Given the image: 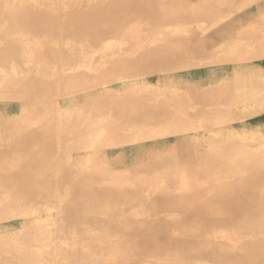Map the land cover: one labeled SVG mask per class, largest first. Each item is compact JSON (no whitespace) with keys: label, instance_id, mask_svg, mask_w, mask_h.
I'll use <instances>...</instances> for the list:
<instances>
[{"label":"rangeland","instance_id":"obj_1","mask_svg":"<svg viewBox=\"0 0 264 264\" xmlns=\"http://www.w3.org/2000/svg\"><path fill=\"white\" fill-rule=\"evenodd\" d=\"M43 1L55 4L58 11L55 13L65 16L89 13L95 6L117 0ZM163 1L171 5L178 0ZM183 1L188 5L194 0ZM202 3L197 7L198 11L188 8L183 11L185 19L164 25V28H154L152 21L140 15L134 19L127 17L123 19L126 20L124 24H118L112 31L104 29L101 34L88 31L76 39L66 34H59L53 40L35 38V42L50 51L46 56H54L57 60V66L44 75L50 82H60L57 96L49 99L40 92L31 96L33 99L17 100L13 94L5 95L3 99L18 105L15 128H22L28 134L34 131L39 134L52 125L67 128L66 146L75 147L78 160L72 161L75 166H68L66 152L54 151L48 163L50 172L62 171L65 165L69 171L63 179L53 178L51 195H40L28 209L10 206L16 185L9 184L3 189L0 215L10 206L11 214L6 220L15 239L10 246L0 247V264H238L233 260H238L234 253L242 251L249 255L246 264H257L256 257L262 251L251 249L250 241H264V185L256 201L248 200L253 193L250 188L244 189L240 197L230 194L220 205L203 200L219 190L226 189L231 193L242 187L239 180L232 177L233 173L224 169L228 166L219 163L209 167L207 157L210 158L211 154L207 156V153L211 143H217L219 139L237 143L240 151L229 154L232 163L248 162L245 157L250 154L264 156V113L263 116L252 115L264 107V93L254 91L260 101L255 104L257 109L252 111H243L241 105L219 106L221 113L226 112L229 116L235 113L233 120L224 119L218 124L223 136L206 127V121L197 114L198 110L209 107L191 100L192 103L186 105L177 117L171 107L157 108L166 104L168 94L177 97L172 102L176 105L180 104L183 95L193 97L195 81L197 91L210 96L217 93L219 85L229 81L230 77L223 71L211 73V65L219 66L218 63L233 54L239 59H250L246 63L253 67L264 69V0H207ZM45 8L47 6L42 5L37 9ZM166 35L173 39H202L197 45L200 49L187 51L186 57L183 56L185 69L174 63L162 67L161 61L155 62L149 55L137 68L119 71L118 64L135 63L143 48L139 41H143L148 50L160 49ZM203 40L214 41L217 44H214L215 50L202 52L205 48ZM227 48H230V55ZM188 54L191 60L187 59ZM36 62L29 54L24 62L10 60L5 69L0 66V76L3 81L6 78L32 80L42 67ZM198 73L202 75L195 80ZM258 73L257 78L263 75L262 71ZM77 78L91 80L95 86L91 93L95 96L123 97L119 111L110 116L106 104L102 110L91 104L90 92L73 80ZM33 100L43 102L35 111V120L27 114ZM194 117L195 130L189 138L196 141L201 153L183 143L180 133V128L191 123ZM36 145V140L25 141L17 156L10 155L12 162L8 168L11 171L7 169L8 175H14L16 166L33 157ZM234 153L235 157L232 156ZM83 172L98 176V183L90 189L116 191L97 201H84L83 194L80 195V207L71 221L67 212L72 202L73 184ZM129 174L143 181L137 185L134 180L128 185L125 178ZM181 174L183 184L172 182ZM185 187H189L186 193L183 192ZM160 189L174 193V198L186 202L185 207L176 202L160 208L155 200ZM117 209L121 214L116 212ZM161 221L175 226L181 222L182 226L179 225L176 233H165L163 237L158 233L149 237L148 224H161ZM115 222L128 227V232L121 235L113 232L107 223L114 225ZM235 232H242L240 236L243 238L232 240L230 235ZM193 241L197 245H192ZM230 243H234V247H230ZM226 246L232 251H225ZM220 256H227L229 260L222 261Z\"/></svg>","mask_w":264,"mask_h":264},{"label":"bare ground","instance_id":"obj_2","mask_svg":"<svg viewBox=\"0 0 264 264\" xmlns=\"http://www.w3.org/2000/svg\"><path fill=\"white\" fill-rule=\"evenodd\" d=\"M204 1L207 0H194L193 3L187 5V3H185L183 0H178L176 3L170 5V3L163 0H117L112 4L95 6L89 13H72L65 16H59L55 13L57 11L56 5H51L50 2L48 3L43 0H0V66L5 69V67L8 66L9 61L14 59L19 62H24L27 54L31 55V59L33 61L35 60L37 61L36 63H40L42 65L41 68L38 67L40 69L38 71L39 75L35 76V78L32 80H17L14 78H6V80L3 81V77L0 76V203L4 198L3 189L10 186L9 184L16 185L13 188V192L11 194V199L9 202L12 208L28 209L30 208L31 203H33V201L40 195H48L49 197L53 189V178L57 180L63 179L69 171V169H66L67 166L65 165L62 171L58 170L55 173L50 172L49 166L51 165H48V163L50 160H52L50 158L52 157V153L54 151L59 153L66 152V161L69 164L68 166H75V162L72 161L78 160V153L76 152L75 147H73V145L66 146L64 137L66 135L67 128H64L60 124L57 126L52 125L39 134L35 133V131L28 134V131L22 128H15L17 125L14 122L16 120V110L18 108V105L14 101H4L5 99H3L5 95L9 94L16 95L18 98L17 100L29 97L32 98L31 96H34L35 94L38 95L40 92L46 95V98L49 99L57 96L60 82H50V80L44 77V75H48L49 72L47 71H52L55 68L57 60L54 59V56H46V53L50 51H48L41 43L35 42V38L43 37L49 40H53L55 37H59V34H66L72 36L71 38L76 39L77 36H81L88 31L91 33L93 32L96 34H101L105 30L112 31L118 24H124L126 20L123 19H126L127 17H130V19H134L136 17H139L140 15H144L147 20L152 21V26L154 28H164V25H168L177 20L185 19L186 16L184 12H186L188 8L198 11L197 7L202 6L201 4H203L202 2ZM42 5H46L47 9L45 8L46 10H41L44 7H42L40 10L37 9ZM201 41L202 39H198L197 37L188 39H173L169 38L168 35H166L162 47L155 50L146 49L144 42L139 41V46L143 48L139 51V57L136 59L135 63L132 65L120 63L118 64L117 68L119 69V71L133 70L138 67L141 61H144L146 57L151 55L155 62L161 61L163 65L162 67H167L169 64L174 63L180 69H185L186 67L183 62L186 59H184L183 56L185 55V53H187V51L189 53L190 51H197V49H200V46L197 47V45H199ZM203 41L205 43V48L201 50L202 52L208 53L215 48L214 44L216 43L214 41ZM50 50L53 51V49ZM227 54L230 55V48H227ZM187 56V59L190 58L189 54ZM246 61L251 60L248 58L244 60L239 59L238 55L233 54L232 56H228L225 61L218 63L219 66L217 64L215 65V63L211 65V73L223 71L227 74V76L230 77L229 81H226L224 82V84L219 85L217 93L210 96L207 95V93H202L199 90L197 91V83L195 81L196 90L194 89L195 95H193V97H187L183 95L180 104L176 105L174 102V105L172 102L175 101L177 97L170 96L168 94L166 95V104L158 106L157 108L165 109L171 107L173 108L174 115H176L177 117L178 115H180L184 107L191 102V100L194 101L195 104L197 103L202 105L203 107H209L204 110H198L197 114L199 115V118L206 121L204 122V125H206V127H211L213 130L221 133L223 136V132L220 131L222 128L219 127L218 124H221L220 122L224 119H226V121L228 119L233 120L232 118L234 117L235 113L233 112L232 116H229V114H226V112L221 113L223 111L220 110L219 106H221L222 104H227L230 106L241 105V107L244 108L243 111H252L257 109L255 104L260 101H258V98L255 96L254 91H261L259 92L260 94L262 92L264 93V69L253 67L250 63H246ZM254 71H257V73L258 71H262L263 75L257 78V75H260V73L257 74L256 72L254 73ZM2 74H4V72ZM201 75L202 74L198 73V75L195 76V80H199L198 76ZM73 80L77 81L82 89L85 88L90 92L91 104H93L95 107H101L102 110L105 108L103 105L106 104V108L108 109L110 116L115 115V113L119 111L118 106L120 105L123 97L112 98L110 96L102 95L95 96L91 93V91H93V88H95L94 83L91 80L82 78ZM41 105H43V102L40 103L38 100H33V104L27 108L28 116L34 117L33 120H35L37 118L35 111ZM263 113L264 107L257 110L252 115L263 116ZM224 114H226V116ZM237 115H239V113H237ZM31 120L32 119H30V121ZM195 124L196 117L192 119L191 123L187 122L184 127L180 128V133L183 143L186 142L190 144L191 149L198 150L199 147L197 146V144H195L196 141H192V138H189L192 131L195 130ZM25 125L26 124L23 125V128L25 127ZM172 125L173 124H171L169 130L171 129ZM27 140L29 142L32 140H36L37 142L35 151L32 155L33 157L30 160L26 161V163L16 166V172L14 175H8L7 171L10 170L8 168L10 166V162H12L10 159L12 154H16L17 152L20 153L19 150H21V145H23L25 141L28 142ZM236 144L229 141L228 139H219L217 143H211L209 152L207 153V156L211 154V157H207V161L209 163V167L213 164L219 165V163L224 167L228 166L224 169H226V171L228 170V172H231L230 174L233 173L232 177L239 180V185H241L242 187L231 193L226 189L219 190L214 194L208 195L206 200L203 201L210 204L220 205L224 202V200L228 199L230 194L233 197H240L242 191L247 188H250L253 191L252 195H249L248 200L251 201L254 199L256 201L258 194L261 193L263 188L262 186L264 185V156L261 154H250L248 156L249 158L245 157L249 159L248 162L242 161L241 163H237V161H235L237 159H234L236 163H232L230 161L231 158H229V154L234 151H240L238 150V146ZM104 148H106L105 144ZM199 151L200 153L202 152L200 149ZM237 154L239 153L237 152ZM232 156L235 157V153L234 155L232 154ZM17 164L15 162V165ZM224 169L222 168V170ZM182 175L183 174H181L180 176H176L174 179H172V182H181L183 184L184 180ZM96 177H92V175L89 176L86 172H83L80 176L76 177L73 184L74 187L71 206L68 208L67 212L68 219L71 220L73 216L77 214L78 207H80L81 204L80 199H78L80 195L83 194V198H80H82V200L84 201H97L98 199H101V196L103 198L106 197V195H111L112 191H116L103 188L102 190L90 189V186L98 183V179H96ZM125 179L129 183L128 185H131L130 183H133L134 180H136L137 185H140L143 181V179L141 178H135L134 174L126 175ZM188 190L189 187H185L183 192L186 193ZM173 195L174 193L172 194L169 191L160 189L155 200L160 205V208L162 206H167V203L176 202L180 207H185L186 202L174 198ZM9 207H6L4 210H2L3 213L2 215H0V247L10 246L11 244H13L12 241H14L15 239V237L11 234L12 228L7 222L8 219L6 220V218L11 214ZM116 212H118V214L120 213L118 209ZM161 222V224H152L154 222H150L148 224L147 229L149 237H152L158 233H160L163 237L165 233H174L177 229L180 228V226H182L181 222L179 223L180 226L168 225L164 224L163 221ZM107 224L109 228H113V232H116L118 235L126 234L128 232V227L123 226L118 222L113 223L114 225H111L110 223ZM240 235H242V232L231 233L230 236L232 240H234L240 237L243 238V236ZM192 245H197V242L193 241ZM234 245V243L229 244L230 247H234ZM229 246L225 247V251H232ZM250 248L259 249L262 251V254L256 257L257 261L255 263L264 264V241L258 239L252 240L250 241ZM244 252L245 251L234 253V256L237 257L238 260H236L235 258H233V260L238 262V264H246L249 255L247 252ZM214 255L218 256L216 253H214ZM220 257H222V261L229 260L227 256ZM80 258L82 257L80 256Z\"/></svg>","mask_w":264,"mask_h":264}]
</instances>
